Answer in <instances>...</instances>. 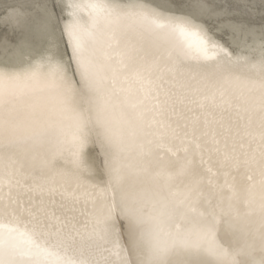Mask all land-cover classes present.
<instances>
[{
	"label": "snow or ice",
	"instance_id": "1",
	"mask_svg": "<svg viewBox=\"0 0 264 264\" xmlns=\"http://www.w3.org/2000/svg\"><path fill=\"white\" fill-rule=\"evenodd\" d=\"M9 7L0 29L18 35L12 54L27 68L0 62V264H264V0H136L123 7L52 0L51 9L47 0H17ZM57 8L67 14L63 52L54 38ZM257 10L259 25L250 19ZM234 49L242 55L234 57ZM224 59L249 74L216 78L208 69ZM107 81L119 85L121 123L138 131L141 171L163 177L174 195L152 212L125 191L123 138L103 94ZM233 82L239 91L229 90ZM36 92L52 103L39 112L19 107ZM46 149L42 159L31 154ZM37 165L52 181L30 186L38 199L26 202L17 190ZM237 177L260 217L243 244L211 195L234 196ZM178 181L183 188L174 191ZM57 195L59 212L52 207ZM81 203L94 210L87 246L75 214Z\"/></svg>",
	"mask_w": 264,
	"mask_h": 264
},
{
	"label": "bare ground",
	"instance_id": "2",
	"mask_svg": "<svg viewBox=\"0 0 264 264\" xmlns=\"http://www.w3.org/2000/svg\"><path fill=\"white\" fill-rule=\"evenodd\" d=\"M80 3H88L90 0H78ZM112 3L118 6H125L128 4L136 3V0H126L123 2L122 0H111ZM79 15H81L85 22L88 21L89 18V10L83 9L80 11ZM66 18V17H65ZM104 48L103 44L98 47L97 50V58L98 62L102 67L105 65L104 59ZM242 55L241 50L234 54ZM0 62L15 64L21 71L27 68V63L24 62L21 64V61L11 54L10 59L3 58ZM194 65H186L185 71H195ZM208 71L213 72L218 79H223L227 76H235L239 75L243 77L246 74H249V69L243 64H234L227 59H224L220 62V65L208 69ZM119 85H112L110 81L105 82L104 95H109L113 104V108L110 109V117L114 121L115 126L117 128L118 133L123 138V159L124 163L128 169L127 180L125 183V191L133 196V197H142L146 201L145 208L148 212H152L154 206H158V202L164 199H174V195L169 192L168 187L163 179V177H158L155 175L154 171L151 173H145L141 171L143 168L142 158L139 155V134L135 127V124L132 122L121 123V104H120V94L118 91ZM230 91H239L242 87L238 82H233L228 86ZM18 105L22 109L27 110H35L39 112L41 108L45 105L51 104L52 100L47 93L36 92L31 95L23 96L18 100ZM50 150H33L31 153L33 157L39 156L41 159L44 158L45 155L48 154ZM57 168L66 167L61 163H57ZM56 180H59V177H55ZM219 183H223L224 177L220 176ZM52 181V177L49 175V171L47 168H44L40 165H37L35 169H28L26 174L22 176V186L17 191L20 193L22 198L27 202L29 197H33L34 199H38L34 192H29L30 186H35L36 184H43L45 186H50ZM246 181L237 177L235 181V195L227 190L224 192L218 193V200L221 205V209L225 214H228L230 218L233 220L236 229V237L239 244H243L246 240L251 239V233L259 227L260 217L258 208L256 205L250 206L246 202V193H245V185ZM184 181H178L175 185V190L178 191L183 188ZM211 190V195H212ZM206 195L209 190L205 189ZM229 197H232L229 200ZM60 196L57 195L54 197L55 204L52 207L59 212L60 211ZM258 199V197H257ZM206 205H198V207H205ZM83 209V212L80 210ZM92 204L89 203L87 206L82 203L77 205L76 215L79 219V228L81 232L84 233L85 239L84 244L87 246L89 243L87 236L91 230V214L93 213Z\"/></svg>",
	"mask_w": 264,
	"mask_h": 264
},
{
	"label": "rangeland",
	"instance_id": "3",
	"mask_svg": "<svg viewBox=\"0 0 264 264\" xmlns=\"http://www.w3.org/2000/svg\"><path fill=\"white\" fill-rule=\"evenodd\" d=\"M125 2L126 0H122ZM20 2L26 3V4H32V5H37L40 3H43L44 0H20ZM258 3V0H256ZM48 7L51 9L52 7V0H47ZM177 3H179V0H177ZM17 4V0H2L0 2V14H7L11 11L10 5H15ZM38 9L36 7H33L30 9L33 14ZM66 17V18H65ZM53 22L57 25L56 31H55V39L58 42V49L60 52L64 51V42L60 41V29L63 27L64 20L67 19V14L64 12H61L59 8L55 10V15L53 16ZM251 21L257 25H259L260 22V12L259 10L253 12L252 16L250 17ZM18 39V35L14 34L11 30V28H8L7 30L5 29H0V60L3 58L5 59H10L11 54H12V44ZM70 54V49L68 50ZM240 49H234V54L238 53ZM4 63V62H3ZM103 157H98V159H102ZM212 198H213V204L216 205V210L218 212H223L224 211L221 209V205L218 200V193L216 189H213L212 191Z\"/></svg>",
	"mask_w": 264,
	"mask_h": 264
}]
</instances>
